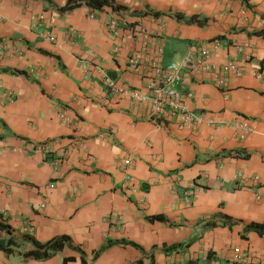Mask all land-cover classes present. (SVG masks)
Listing matches in <instances>:
<instances>
[{
  "label": "crops",
  "instance_id": "obj_1",
  "mask_svg": "<svg viewBox=\"0 0 264 264\" xmlns=\"http://www.w3.org/2000/svg\"><path fill=\"white\" fill-rule=\"evenodd\" d=\"M69 2L78 5L61 11ZM112 4L0 0V246L10 250L0 248V264H227L234 249L264 262V234L245 231L264 222V0ZM116 15L125 20L109 30ZM137 25L151 39L144 67L131 69ZM161 45L162 64L204 45L211 64L243 66L228 76L227 98L209 74L184 76L187 106L211 123L158 126L92 67L143 90ZM44 142L50 155L33 152ZM60 236L68 240L51 257L24 258Z\"/></svg>",
  "mask_w": 264,
  "mask_h": 264
},
{
  "label": "built area",
  "instance_id": "obj_2",
  "mask_svg": "<svg viewBox=\"0 0 264 264\" xmlns=\"http://www.w3.org/2000/svg\"><path fill=\"white\" fill-rule=\"evenodd\" d=\"M91 18L93 15L90 16ZM125 19L119 15L112 16L107 22L109 30H116L120 28L122 21ZM157 23L160 29L165 27V20L162 17L157 18ZM133 29L134 38L139 41V50L136 55L131 59L129 67L131 69L137 67H144L141 62V56L146 54L147 47L150 42V34L148 30L142 26L131 27ZM49 42L54 40V37L45 34ZM241 47H237L241 51ZM116 52V49L114 50ZM3 45L0 43V57L3 54ZM163 55V46H157L154 55L148 60L150 67V77L143 90L136 89L129 84H120L109 76L104 69L99 65H93L104 87L114 97H121L131 102L143 105L147 111V119L160 126L171 119H177L178 128L191 129L198 128L202 123H211V119H206L203 114H197L189 109L186 104V99L190 96L189 93L182 92L180 85L185 75H195L199 73H207L211 76V80L225 98L228 94V76L240 77L243 73V66L238 65L234 61H228L225 64L216 66L210 63V51L204 45L191 47L190 50L178 62H171L162 64L161 59ZM3 97L5 95H2ZM1 97V96H0ZM235 129L239 131L241 137L247 135L250 128L242 122L235 124ZM76 145L83 149L84 143L78 142ZM33 152L42 156L50 155L51 144L48 142L39 143L34 146ZM123 167L127 170L131 165L129 157L122 161ZM132 176L129 173L125 175V181L132 182ZM188 192L185 195L188 196ZM5 220V215H0V223ZM33 228H28L32 232ZM250 255L248 252H242L239 249H234L233 256L227 264H264L251 263Z\"/></svg>",
  "mask_w": 264,
  "mask_h": 264
},
{
  "label": "trees",
  "instance_id": "obj_3",
  "mask_svg": "<svg viewBox=\"0 0 264 264\" xmlns=\"http://www.w3.org/2000/svg\"><path fill=\"white\" fill-rule=\"evenodd\" d=\"M87 6H90L92 8L100 9L105 6H109L112 8H115V6L112 4V0H82ZM78 4H72L68 3L66 6L61 8V11L63 10H69L72 9L73 7H76ZM155 15H158L157 13H154ZM206 226H215L214 222L206 224ZM0 228H2L0 224ZM245 231H254L258 234H264V222L262 223H256V222H251L245 227ZM68 237L67 236H60L56 237L55 239L49 241L45 245L38 246L40 250H35V251H30L26 252L23 256L25 259H33V260H45L51 255H53L54 252L60 251L64 244L67 242ZM10 242H7V245ZM8 247V246H7ZM0 248L4 249V251H10L8 248H3L0 246Z\"/></svg>",
  "mask_w": 264,
  "mask_h": 264
}]
</instances>
